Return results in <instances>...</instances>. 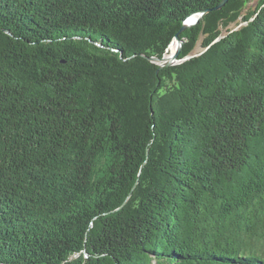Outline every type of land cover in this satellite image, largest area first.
Segmentation results:
<instances>
[{
    "label": "trees",
    "instance_id": "1",
    "mask_svg": "<svg viewBox=\"0 0 264 264\" xmlns=\"http://www.w3.org/2000/svg\"><path fill=\"white\" fill-rule=\"evenodd\" d=\"M223 1L0 0V264H264V0Z\"/></svg>",
    "mask_w": 264,
    "mask_h": 264
},
{
    "label": "water",
    "instance_id": "2",
    "mask_svg": "<svg viewBox=\"0 0 264 264\" xmlns=\"http://www.w3.org/2000/svg\"><path fill=\"white\" fill-rule=\"evenodd\" d=\"M227 2H229V0H224L223 2L219 3L217 8H219V7L222 8ZM204 14H206V10L200 11V12H197V13L193 14V15H196V17L194 18L193 21H191V20L188 21L189 17L192 16V15H189L186 18V20L184 21L183 27H182V29H180V32H182L184 29H186L189 26H193V25L197 24L199 22V20L201 19V17L204 16ZM179 33L174 36V38H173V40L171 42V43H173L174 39H176L178 41V43H179L177 45V50L174 53V58L168 60V59L165 58L166 57V55H165L162 58L161 57H157V56L156 57H150L149 60H151L152 62L160 63L161 68H164V67L179 63L181 60H179L178 58L180 57V55L182 53L183 44H184V40L181 39ZM170 44H169V46H170ZM187 58H191V57L187 56L183 60H185Z\"/></svg>",
    "mask_w": 264,
    "mask_h": 264
},
{
    "label": "rangeland",
    "instance_id": "3",
    "mask_svg": "<svg viewBox=\"0 0 264 264\" xmlns=\"http://www.w3.org/2000/svg\"><path fill=\"white\" fill-rule=\"evenodd\" d=\"M258 1L259 0H253V1H251L250 3H248L247 4V7H246V10H249V11H251V10H253V9H255V7H256V4L258 3ZM240 25H241V23H238V24H231V26H230V28H238V27H240ZM227 31V29H225V31L224 32H226ZM201 41L199 42V44H197V46H196V48H195V50H194V54H198V53H200L201 51H202V46H201Z\"/></svg>",
    "mask_w": 264,
    "mask_h": 264
},
{
    "label": "bare ground",
    "instance_id": "4",
    "mask_svg": "<svg viewBox=\"0 0 264 264\" xmlns=\"http://www.w3.org/2000/svg\"><path fill=\"white\" fill-rule=\"evenodd\" d=\"M195 17H196V15L190 16L188 21H190V20L193 21ZM178 44H179L178 41L176 39H174L173 43L170 44L169 49H168V51L166 53V57H165L166 59L169 60V59L174 58V53L177 50V45Z\"/></svg>",
    "mask_w": 264,
    "mask_h": 264
}]
</instances>
